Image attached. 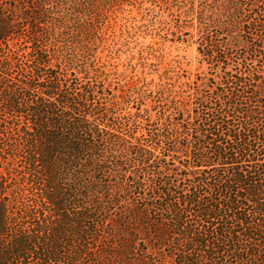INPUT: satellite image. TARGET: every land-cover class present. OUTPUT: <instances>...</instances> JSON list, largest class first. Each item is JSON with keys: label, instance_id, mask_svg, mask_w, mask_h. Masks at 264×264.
Wrapping results in <instances>:
<instances>
[{"label": "trees", "instance_id": "obj_1", "mask_svg": "<svg viewBox=\"0 0 264 264\" xmlns=\"http://www.w3.org/2000/svg\"><path fill=\"white\" fill-rule=\"evenodd\" d=\"M89 1L0 0V264H264V0H201V93L140 135L76 49Z\"/></svg>", "mask_w": 264, "mask_h": 264}, {"label": "rangeland", "instance_id": "obj_2", "mask_svg": "<svg viewBox=\"0 0 264 264\" xmlns=\"http://www.w3.org/2000/svg\"><path fill=\"white\" fill-rule=\"evenodd\" d=\"M90 11L80 14L88 24L87 37L76 43L81 56L94 61L98 73L106 77L120 97L123 112H140L137 134L147 118L156 121L159 110L171 98L201 93V52L197 24L201 0H91ZM65 11L64 6L50 2ZM56 13L43 17L40 31L56 20ZM46 20H49L47 24ZM88 43L91 49L84 50ZM45 46V45H43ZM46 47V46H45ZM50 49V48H49ZM52 53V50H49ZM71 52V51H70ZM108 97H111L109 95ZM119 106V107H120ZM125 132H128L127 130ZM47 149L46 131L35 133V155L39 173L52 171L53 162L42 156Z\"/></svg>", "mask_w": 264, "mask_h": 264}]
</instances>
